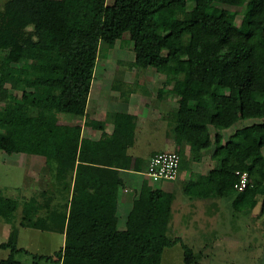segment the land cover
Returning <instances> with one entry per match:
<instances>
[{"label": "trees", "instance_id": "16d2710c", "mask_svg": "<svg viewBox=\"0 0 264 264\" xmlns=\"http://www.w3.org/2000/svg\"><path fill=\"white\" fill-rule=\"evenodd\" d=\"M217 4L240 8L239 25L236 11ZM29 27L36 40L25 37ZM125 34L137 68L165 70L158 97L176 100L171 113L176 144L188 143L196 161L210 152L212 167L206 177L187 182V194L229 198L239 214L260 204L264 217V0H193L191 9L187 0H113L109 5L107 0H7L0 10V44L9 47L11 62L29 61L31 68L0 64V74L23 75L40 85L37 106L85 118L99 53ZM32 48L38 50L34 58ZM51 88L54 97L48 93ZM242 120L257 121L223 142V131ZM45 132L51 140L31 133L34 141L0 149L25 151L29 145L47 155V161H56L57 177L65 176L72 161L64 157V148H76L80 128L52 125ZM134 136L135 117L127 115L103 141L124 154ZM81 142L90 151L101 145ZM175 152L182 168L186 162ZM237 171L249 178L240 192L233 187ZM172 201L170 190L146 189L130 229L94 235L86 244H65L52 255L32 254V264H160L164 249L176 244L182 248L183 264H196L191 247L180 237L167 236ZM17 207L16 200L0 195V218L6 223L13 222ZM64 214L49 218L42 230L62 233ZM40 220L24 213L19 224L35 227ZM16 238L12 228L7 241L0 242V250L9 252L0 264H21L16 256L27 251L16 246Z\"/></svg>", "mask_w": 264, "mask_h": 264}, {"label": "rangeland", "instance_id": "374dc122", "mask_svg": "<svg viewBox=\"0 0 264 264\" xmlns=\"http://www.w3.org/2000/svg\"><path fill=\"white\" fill-rule=\"evenodd\" d=\"M6 1L0 0V10ZM52 1L60 2L62 0ZM112 2L113 0H107L108 5ZM187 6L188 9H191L193 0H187ZM217 6L229 7V10L236 11L235 23L239 25L242 18L240 8L221 4H217ZM33 34L29 27L25 37L36 40ZM22 38L23 36H19V39ZM132 47L133 44L129 41L128 35L125 34L121 40L116 41L113 48L100 51L94 70L88 97L90 102L85 118L72 117L70 114L61 113L57 109L37 106L35 104L36 93L42 91L40 85L30 82L23 75L0 74V145H15L23 140L25 142L34 141L31 133L42 140H51L52 137L45 131L52 125L74 129L84 128L83 136H86L87 128L89 132L93 131L94 128L103 129L112 126L114 120L121 121L127 115H132L135 117V142L132 152L139 155L144 148L143 152L169 148L161 139L150 137V128H144L150 114L158 113L167 121L170 142L174 141V122L171 113L177 108V103L176 101L175 103L172 102L169 110L166 111L161 108L164 103H160V97H158V90L166 78L165 70L155 71L152 68H137ZM8 52L9 47L0 44V64L23 70L31 68L29 61L11 62ZM37 52V49L32 48L33 58ZM53 79L57 80L58 78L54 77ZM48 93L51 97L55 96V91L52 88L49 89ZM153 109L158 111L154 112ZM254 121L257 120H242L230 129L224 130L222 141L225 142L236 129L250 125ZM136 125L138 126L136 127ZM210 129L211 133L214 134L213 128ZM93 146L99 147V145ZM46 156L35 152V149L30 150L29 145L25 151L6 153L0 149V195L10 197L18 203L11 224L0 218V242H6L9 232L14 228L17 237L16 246L27 251V254L16 256L21 264H32V254L52 255L63 244L60 234L43 231L42 228L49 226V218L57 215L62 216L71 206V204L69 205L70 200L68 201L69 180L66 175L56 177V179L52 178L54 168L46 160H43L47 158ZM203 158L206 162H211V166L213 165L210 152L204 154ZM191 163L192 161H186V164L181 168L182 171L178 180L170 182L147 180L146 189L172 190L173 211L179 212L183 222L198 221V216L202 211H217L216 216L220 215V222L227 223V227H229L226 229V226L221 225L223 228L218 230V233L220 232V236L223 237V235L228 236L227 233L230 232L229 234L233 239L239 238L240 244H237L239 249H236L235 245L228 244L225 239L216 246L215 243H212L202 250L204 242L208 243L209 241V232L208 230H200V228L194 235L190 233L189 229L181 231L171 223L167 236L171 239L180 237L185 244L191 247L194 257H196V264H263L261 258H263L264 253V235L261 232L264 229V217H259L257 214L260 212V204L253 209L249 217L246 212L236 216L229 198H212L203 201L202 198L190 197L187 194L190 184L186 186L184 180L188 182L189 175L196 171L199 176L194 181H197L199 178L206 177L210 170V166L207 164L194 169L191 167ZM141 164L140 171L144 169L145 161ZM178 177L179 175H177ZM232 212L234 215L230 216ZM24 213L31 216L33 220H41L35 227L20 226L19 223ZM44 220L47 225L43 222ZM247 221L249 227L246 225ZM119 228L117 230H120ZM86 242L85 240L80 244ZM8 253V250H0V260L5 259ZM160 264H183L181 246L176 244L171 248H165Z\"/></svg>", "mask_w": 264, "mask_h": 264}, {"label": "crops", "instance_id": "0c3cea01", "mask_svg": "<svg viewBox=\"0 0 264 264\" xmlns=\"http://www.w3.org/2000/svg\"><path fill=\"white\" fill-rule=\"evenodd\" d=\"M175 101V98L162 96L160 98V103H164V106H161V108L167 111L169 110L170 104L172 102L175 103ZM89 102L90 99L88 98L86 114ZM153 111L157 112L158 110L153 109ZM163 118L164 117L158 113L150 114L144 128H150V137L161 139V141L169 146L167 149L170 150L165 149L160 151L152 150L143 152V150H145L144 148L140 151L139 155H136L132 152L135 140L133 141L132 146H130L124 154L119 152L116 148L113 149L112 145L110 146V144L103 141V138L104 136H111L114 124L123 122L124 120H114L112 126L104 127L103 129L94 128L91 132H89L86 127V136H83L84 128H81L79 134L80 139L76 148L74 150L69 146L64 148V157L72 161V167L68 168L65 173L66 178L69 180L68 201L70 200L71 203H69V205L71 204V206L64 214L65 225L63 232L59 233L49 230L50 232L61 235V241L63 243L61 247L65 244H74L77 246V243L80 245V242L85 240L87 241L86 243H88L94 235L112 233L119 227L120 230L131 228V223L136 212V204L142 202L147 186V180H149L145 175L146 164L153 154L162 151L179 150L183 163L186 161H192L191 167L194 169L200 168L203 165L206 166V164L210 166L209 169L212 167V163L208 161L206 162L203 157L199 161H196L193 158L194 152L188 143L176 144L175 140L170 142L168 138L169 130L167 129V121ZM137 126L138 125H136V127ZM82 139L101 143V145H99L95 151H90L86 145L82 146ZM81 153H83V156ZM43 160L47 161L46 158ZM140 161L141 163L145 161L144 169L142 171H140L139 168L142 165L139 163ZM47 162L49 165L51 164V166H53L54 172L52 178L56 179V161L52 160ZM181 171V168H179V177L175 180L180 178ZM197 176L199 175H197L196 171L194 174L191 173V175H189V181L196 180ZM184 184L186 185L187 181L184 180ZM170 191L172 192V190ZM209 199L212 198L203 199V201ZM250 213H247L248 217ZM216 214L217 211H202L199 214L200 216H198L199 220H193L192 223H190L183 222L179 212H174L172 208L168 222V229L172 223V225L177 226L181 231L189 229L191 231L190 233H193L194 235H196L199 228L200 230H208L209 244L204 242L202 250L212 243H215L216 246V244L223 242L225 239L228 244L235 245V248L239 249V245L237 246V244H240L239 238L233 239L230 236L231 234H229L230 232L227 233L228 236L223 235V237L220 236V232L218 233V230L223 228L222 226H226V229L229 227H227V223H221L219 220L220 215L216 216ZM232 214L234 215L232 212L230 213V216ZM257 214H259V217H262L260 212ZM214 215L216 216L215 218L213 217ZM235 215L238 216L239 213H235ZM246 225L247 227L250 226L248 221ZM261 233L264 235V229ZM230 247L232 248V246ZM261 259L264 264V253L263 258ZM258 262L260 263V260H258Z\"/></svg>", "mask_w": 264, "mask_h": 264}, {"label": "built area", "instance_id": "2783aa9c", "mask_svg": "<svg viewBox=\"0 0 264 264\" xmlns=\"http://www.w3.org/2000/svg\"><path fill=\"white\" fill-rule=\"evenodd\" d=\"M180 156L175 151H162L153 154L147 161L145 175L152 182L173 181L177 178ZM237 180L233 187L243 191L249 181L248 173L237 171Z\"/></svg>", "mask_w": 264, "mask_h": 264}]
</instances>
